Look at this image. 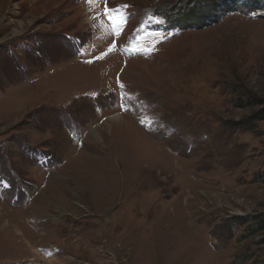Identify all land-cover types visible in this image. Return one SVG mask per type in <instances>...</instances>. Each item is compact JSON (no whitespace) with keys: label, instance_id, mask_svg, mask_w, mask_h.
Returning a JSON list of instances; mask_svg holds the SVG:
<instances>
[{"label":"rangeland","instance_id":"rangeland-1","mask_svg":"<svg viewBox=\"0 0 264 264\" xmlns=\"http://www.w3.org/2000/svg\"><path fill=\"white\" fill-rule=\"evenodd\" d=\"M222 1L0 0V264H264V0Z\"/></svg>","mask_w":264,"mask_h":264},{"label":"snow or ice","instance_id":"snow-or-ice-1","mask_svg":"<svg viewBox=\"0 0 264 264\" xmlns=\"http://www.w3.org/2000/svg\"><path fill=\"white\" fill-rule=\"evenodd\" d=\"M88 4L92 8H99L100 0H87ZM128 8V5H119L116 7H109L107 0H104L103 3V11L102 13L100 11H97L96 18H100L101 16L107 20L108 24L111 26V31L114 36L119 37L122 35L125 27L127 26V22L129 19V14L126 12V9ZM104 19H101L100 23L101 26L104 25ZM158 22V21H157ZM153 35V42L149 46H144L143 44L139 43L140 40H143V37H137L135 40H132L130 43L129 48L127 49L133 54L136 53H143L145 55H150L155 50L156 43H159L163 39H166L167 37L162 33H154ZM118 47L117 41L113 40L111 45L106 49V51L100 53L99 56H96L93 58V60H99L103 59L110 53L114 52ZM93 60L87 61L88 63H92ZM119 84V80L117 81ZM121 88L124 87L123 84L119 85Z\"/></svg>","mask_w":264,"mask_h":264},{"label":"trees","instance_id":"trees-1","mask_svg":"<svg viewBox=\"0 0 264 264\" xmlns=\"http://www.w3.org/2000/svg\"><path fill=\"white\" fill-rule=\"evenodd\" d=\"M195 1H198V0H190V3L194 4V3H196ZM232 1L235 2L236 0L235 1L234 0H223L222 2H224L223 5H225V8H228V10H231L229 8V6L233 3ZM249 1H251V0H249ZM254 4H258V3H255V2L251 3V5H253V6H254ZM259 107L260 108L250 116L251 121L264 120V104H259ZM259 226H260L259 228L261 230L264 229V224L261 223Z\"/></svg>","mask_w":264,"mask_h":264},{"label":"bare ground","instance_id":"bare-ground-1","mask_svg":"<svg viewBox=\"0 0 264 264\" xmlns=\"http://www.w3.org/2000/svg\"><path fill=\"white\" fill-rule=\"evenodd\" d=\"M1 220V219H0ZM19 232V231H18ZM61 263V262H60Z\"/></svg>","mask_w":264,"mask_h":264}]
</instances>
